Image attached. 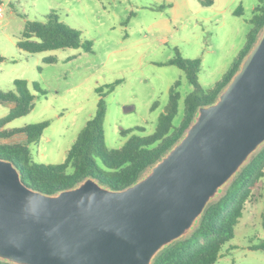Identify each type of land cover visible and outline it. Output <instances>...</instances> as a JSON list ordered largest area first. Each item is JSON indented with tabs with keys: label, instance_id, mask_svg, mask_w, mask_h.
<instances>
[{
	"label": "rangeland",
	"instance_id": "rangeland-1",
	"mask_svg": "<svg viewBox=\"0 0 264 264\" xmlns=\"http://www.w3.org/2000/svg\"><path fill=\"white\" fill-rule=\"evenodd\" d=\"M258 2L212 0L210 5H202L199 0H0V56L4 57L0 61V91L12 89L14 79H24L34 95L31 110L6 126L48 121L38 140L29 145L31 157L38 163L59 164L95 114L99 99L96 88L105 91V86L116 80L120 82L103 97L108 148L124 143L122 129L142 126L143 131L134 133H152L166 107L169 89L178 80L181 97L173 119V125H177L184 98L193 86L180 68L163 63L176 52L185 58L200 59L197 82L203 91L212 88L243 47ZM237 10L240 13H235ZM51 12L79 30L83 40H90L92 51L66 47L29 53L18 48L16 43L25 22L42 21ZM32 82L44 93L33 90ZM8 112L9 107L0 104V118ZM263 144L251 152L246 162ZM153 165L139 179L147 176ZM236 173L216 189L207 203L225 192ZM263 194L264 178L256 199L245 204L234 236L223 245L215 264H264V250L253 248L264 241ZM199 217L160 250L187 237Z\"/></svg>",
	"mask_w": 264,
	"mask_h": 264
},
{
	"label": "water",
	"instance_id": "water-1",
	"mask_svg": "<svg viewBox=\"0 0 264 264\" xmlns=\"http://www.w3.org/2000/svg\"><path fill=\"white\" fill-rule=\"evenodd\" d=\"M264 141V27L232 80L130 187L93 179L56 195L0 159V258L16 264H151Z\"/></svg>",
	"mask_w": 264,
	"mask_h": 264
},
{
	"label": "trees",
	"instance_id": "trees-1",
	"mask_svg": "<svg viewBox=\"0 0 264 264\" xmlns=\"http://www.w3.org/2000/svg\"><path fill=\"white\" fill-rule=\"evenodd\" d=\"M199 1L202 5L212 3V0ZM250 22L252 26L243 47L222 77L207 91L201 90L197 82L200 59L185 58L176 52L173 58L163 63L180 68L193 86V90L184 98L182 117L177 125H173V119L178 112L181 97L178 80L169 89L166 107L159 115L152 133L135 134L134 131L144 130L142 126L122 129L120 133L126 138L124 143L118 148H108L103 128L106 111L103 97L120 80L106 85L105 91L97 87L99 99L95 114L79 131L67 150L65 159L59 164L38 163L31 157L29 145L38 140L48 126V121L22 127L6 126L11 120L27 114L33 106L34 95L29 90L28 82L14 79L12 89L0 91V104L9 107V112L0 118V159L12 163L25 186L47 195L59 194L90 178L112 191L130 187L183 137L198 109L213 104L232 80L264 27V0H259L254 6ZM16 46L29 53L66 47H81L87 52L92 51V42L83 40L79 30L59 20L53 12L48 13L42 21L27 20ZM3 59L0 56V61ZM32 88L44 93L36 82H32ZM263 178L264 144L240 168L225 192L206 204L194 230L187 237L160 250L151 264H215L221 256L223 245L233 238L235 225L245 204L256 199V192ZM262 220L264 223V208ZM253 248L264 250V241ZM0 264L16 263L0 258Z\"/></svg>",
	"mask_w": 264,
	"mask_h": 264
},
{
	"label": "built area",
	"instance_id": "built-area-1",
	"mask_svg": "<svg viewBox=\"0 0 264 264\" xmlns=\"http://www.w3.org/2000/svg\"><path fill=\"white\" fill-rule=\"evenodd\" d=\"M2 16V7L0 5V17Z\"/></svg>",
	"mask_w": 264,
	"mask_h": 264
}]
</instances>
